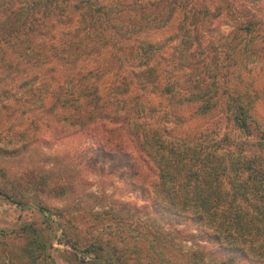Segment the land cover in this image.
Wrapping results in <instances>:
<instances>
[{
    "label": "trees",
    "instance_id": "obj_1",
    "mask_svg": "<svg viewBox=\"0 0 264 264\" xmlns=\"http://www.w3.org/2000/svg\"><path fill=\"white\" fill-rule=\"evenodd\" d=\"M261 92L264 0H0V127L54 117L128 154L150 207L194 226L193 264L264 260ZM5 132L1 154L36 139Z\"/></svg>",
    "mask_w": 264,
    "mask_h": 264
},
{
    "label": "rangeland",
    "instance_id": "obj_2",
    "mask_svg": "<svg viewBox=\"0 0 264 264\" xmlns=\"http://www.w3.org/2000/svg\"><path fill=\"white\" fill-rule=\"evenodd\" d=\"M170 31L147 38L163 40ZM258 96L253 116L264 129V92ZM192 108L184 113L194 116L190 127L217 120L197 119ZM30 117L4 118L0 127V136L28 128L27 138L36 137L27 148L0 153V264H32V256L37 264L195 263L182 255L191 244L181 240L194 226L150 207L128 154L101 150L82 131L56 137L54 117L40 118L35 130ZM235 264L264 260L236 258Z\"/></svg>",
    "mask_w": 264,
    "mask_h": 264
}]
</instances>
